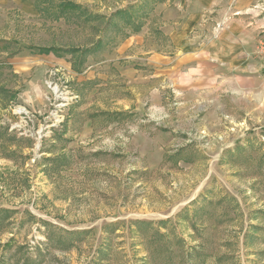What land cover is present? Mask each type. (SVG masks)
I'll return each mask as SVG.
<instances>
[{
  "label": "rangeland",
  "instance_id": "obj_1",
  "mask_svg": "<svg viewBox=\"0 0 264 264\" xmlns=\"http://www.w3.org/2000/svg\"><path fill=\"white\" fill-rule=\"evenodd\" d=\"M159 1L0 0V264H264V86L185 100L151 78ZM140 4L136 33L116 15Z\"/></svg>",
  "mask_w": 264,
  "mask_h": 264
},
{
  "label": "crops",
  "instance_id": "obj_2",
  "mask_svg": "<svg viewBox=\"0 0 264 264\" xmlns=\"http://www.w3.org/2000/svg\"><path fill=\"white\" fill-rule=\"evenodd\" d=\"M259 3L174 0L164 13L168 50L155 46L143 59L154 70L151 78H160L185 100L262 93L264 48L258 45V35L264 31L257 21ZM138 51L144 54V45Z\"/></svg>",
  "mask_w": 264,
  "mask_h": 264
},
{
  "label": "trees",
  "instance_id": "obj_3",
  "mask_svg": "<svg viewBox=\"0 0 264 264\" xmlns=\"http://www.w3.org/2000/svg\"><path fill=\"white\" fill-rule=\"evenodd\" d=\"M163 0H160L158 3H162ZM61 7H63L64 9L69 8L67 6V4H62ZM145 7V4H140V5H136L133 6L131 8H129L128 12L127 11H120L118 13V15L122 20H126V24L130 27V28H134V32H139L141 30V27H135L133 25V23L131 22V20L133 19L134 15L140 8ZM113 22L111 21L110 24H112ZM112 26H114L115 28H118V25L116 23L112 24ZM106 49V45L103 42V40H99L98 43L94 44L91 48L84 50L82 53L80 51H78V49H74V48H43L40 50V54L42 55H49V54H53L56 57H65L66 55H72L73 58H75L79 52V57L84 58L86 55H90V54H95L98 52H101L102 50ZM15 53H13L14 55ZM84 63L82 60H80V65ZM74 66V71L81 73L82 72V66L76 67V63H73Z\"/></svg>",
  "mask_w": 264,
  "mask_h": 264
},
{
  "label": "built area",
  "instance_id": "obj_4",
  "mask_svg": "<svg viewBox=\"0 0 264 264\" xmlns=\"http://www.w3.org/2000/svg\"><path fill=\"white\" fill-rule=\"evenodd\" d=\"M59 92H60V91H59ZM57 97H59V99L61 100L60 105H58L57 107L65 106L64 103L67 102V101L69 100V99H67V98L62 99V98H61V97H62V94H61V93H59V95H57ZM66 99H67V100H66ZM54 117H55V122H54L53 126H56V125H58V124H61V123L63 122V120H64V118H63L61 115H59V114H56Z\"/></svg>",
  "mask_w": 264,
  "mask_h": 264
},
{
  "label": "bare ground",
  "instance_id": "obj_5",
  "mask_svg": "<svg viewBox=\"0 0 264 264\" xmlns=\"http://www.w3.org/2000/svg\"><path fill=\"white\" fill-rule=\"evenodd\" d=\"M49 86L52 89V91H54L55 94H57L59 92L57 87H53L51 84H49Z\"/></svg>",
  "mask_w": 264,
  "mask_h": 264
}]
</instances>
